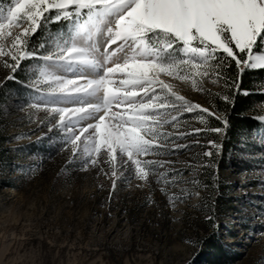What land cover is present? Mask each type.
I'll return each mask as SVG.
<instances>
[{
  "label": "snow or ice",
  "instance_id": "1",
  "mask_svg": "<svg viewBox=\"0 0 264 264\" xmlns=\"http://www.w3.org/2000/svg\"><path fill=\"white\" fill-rule=\"evenodd\" d=\"M246 69L264 70V0H10L0 7V84L23 72V107L42 111L40 123L60 133L68 160L85 174L109 176L113 188L118 176L141 189L164 177L176 183L183 169L164 157L176 156L183 141L200 143L193 134L223 132L210 123L215 117L227 126L215 102L233 103ZM161 75L190 82L210 106L186 99ZM256 119L264 122V114ZM205 143L204 156L219 151L211 137ZM184 195H169L181 224ZM203 219L212 223L210 213ZM253 232L264 239V230ZM180 243L194 249L198 240L181 236Z\"/></svg>",
  "mask_w": 264,
  "mask_h": 264
},
{
  "label": "rangeland",
  "instance_id": "2",
  "mask_svg": "<svg viewBox=\"0 0 264 264\" xmlns=\"http://www.w3.org/2000/svg\"><path fill=\"white\" fill-rule=\"evenodd\" d=\"M9 2L0 0V7ZM23 76L0 84V264H264V239L253 232L264 230V122L256 119L264 100L250 112L258 124L237 133L225 158L227 128L210 118L221 134H193L190 140L200 143L183 141L176 156L164 157L183 169L176 183L164 177L141 189L118 176L113 188L109 176L85 174L78 161L68 160L60 133L40 123L42 111L23 107ZM166 78L186 99L210 106L190 82ZM254 86L264 93V74ZM192 115L184 113L185 121L203 127ZM208 137L220 145L212 157L203 155L211 148ZM182 190L188 207L177 204L181 224L173 219L169 195L180 197ZM189 235L198 240L194 249L180 243Z\"/></svg>",
  "mask_w": 264,
  "mask_h": 264
},
{
  "label": "trees",
  "instance_id": "3",
  "mask_svg": "<svg viewBox=\"0 0 264 264\" xmlns=\"http://www.w3.org/2000/svg\"><path fill=\"white\" fill-rule=\"evenodd\" d=\"M264 74V70H250L246 69L240 74L239 84L233 88L234 100L231 104H225L222 100L217 99L215 104L218 105V111L225 114L224 117L227 119L226 137L228 138L223 144V155L225 158L227 151L229 150V144L242 130L250 129L254 125L258 124V121L250 116V112L254 110L255 103L257 101L264 100V93L255 89V82L261 78ZM244 90H247V94H244ZM227 91V90H225ZM2 109H0L1 112ZM212 122L217 125H221L220 121L215 118H211ZM3 145L2 139H0V151ZM220 164V163H219ZM211 172V171H209ZM209 176L206 175L204 180L208 181ZM220 201L223 199L219 198ZM212 218V222H213Z\"/></svg>",
  "mask_w": 264,
  "mask_h": 264
},
{
  "label": "bare ground",
  "instance_id": "4",
  "mask_svg": "<svg viewBox=\"0 0 264 264\" xmlns=\"http://www.w3.org/2000/svg\"><path fill=\"white\" fill-rule=\"evenodd\" d=\"M161 79H164V80H166L167 82H170L171 80L169 79V78H166V76L165 75H161V77H160Z\"/></svg>",
  "mask_w": 264,
  "mask_h": 264
}]
</instances>
